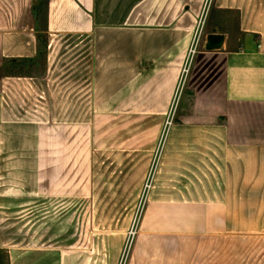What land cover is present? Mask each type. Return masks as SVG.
Returning a JSON list of instances; mask_svg holds the SVG:
<instances>
[{
	"label": "crops",
	"instance_id": "1",
	"mask_svg": "<svg viewBox=\"0 0 264 264\" xmlns=\"http://www.w3.org/2000/svg\"><path fill=\"white\" fill-rule=\"evenodd\" d=\"M140 208L129 264L264 236V0H0V264H118Z\"/></svg>",
	"mask_w": 264,
	"mask_h": 264
},
{
	"label": "rangeland",
	"instance_id": "2",
	"mask_svg": "<svg viewBox=\"0 0 264 264\" xmlns=\"http://www.w3.org/2000/svg\"><path fill=\"white\" fill-rule=\"evenodd\" d=\"M231 26L235 25L237 23V15L236 14H230V17L228 18ZM42 67L43 63L41 62ZM30 68V69H29ZM41 69V67H39ZM29 70H34L32 66L29 67V65H26V67H23V69L17 70L16 72L18 74H29ZM140 207V205H139ZM142 208V205H141ZM138 210L134 216V218L131 221V228L129 231V235L126 239V244L122 251V256L118 264H129V255L130 250L133 244V236H131L132 233H136V225L139 221V214L141 212ZM43 210H47L50 212H57V211H63V210H70V208H67L63 204H59L57 207L53 206V204H48L46 206L42 207ZM58 214L56 215V217ZM71 220L66 219V222H70ZM49 222H55V220L50 216ZM63 222V219H62ZM83 226H87L89 223V219H83ZM33 232H31V235ZM39 235V234H38ZM52 239V237H51ZM241 247L236 246V249H233L235 245H231L232 249H229V246H227V252H226V263L227 264H234L235 260L238 261L236 264H264V236L254 237L247 240H243L240 243ZM240 260V263H239Z\"/></svg>",
	"mask_w": 264,
	"mask_h": 264
},
{
	"label": "trees",
	"instance_id": "3",
	"mask_svg": "<svg viewBox=\"0 0 264 264\" xmlns=\"http://www.w3.org/2000/svg\"><path fill=\"white\" fill-rule=\"evenodd\" d=\"M39 13L41 15H43L42 12H39ZM43 49H45L44 51L47 52V46H43ZM40 55L42 56V54H40ZM44 56H46V53ZM26 65H29V67H30L31 65H33V62L31 60L7 62L3 66L2 70L4 71L5 74L13 76V75H17L15 73L16 69L21 71L23 69V67H26Z\"/></svg>",
	"mask_w": 264,
	"mask_h": 264
},
{
	"label": "water",
	"instance_id": "4",
	"mask_svg": "<svg viewBox=\"0 0 264 264\" xmlns=\"http://www.w3.org/2000/svg\"><path fill=\"white\" fill-rule=\"evenodd\" d=\"M225 37L222 35H210L207 39L206 49L208 51H218L223 48Z\"/></svg>",
	"mask_w": 264,
	"mask_h": 264
},
{
	"label": "built area",
	"instance_id": "5",
	"mask_svg": "<svg viewBox=\"0 0 264 264\" xmlns=\"http://www.w3.org/2000/svg\"><path fill=\"white\" fill-rule=\"evenodd\" d=\"M197 46H198V42L197 43L195 42V45L193 46V49L191 50V55H194L196 53ZM169 125H170V123H169ZM131 236H133V238H134L135 234L132 233Z\"/></svg>",
	"mask_w": 264,
	"mask_h": 264
}]
</instances>
